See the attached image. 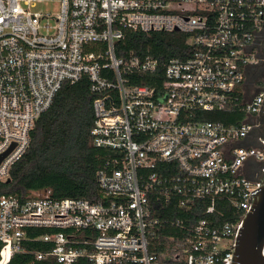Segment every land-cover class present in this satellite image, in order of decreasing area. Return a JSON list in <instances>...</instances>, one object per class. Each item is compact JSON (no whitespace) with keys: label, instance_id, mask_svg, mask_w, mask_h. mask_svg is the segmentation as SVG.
Masks as SVG:
<instances>
[{"label":"built area","instance_id":"1","mask_svg":"<svg viewBox=\"0 0 264 264\" xmlns=\"http://www.w3.org/2000/svg\"><path fill=\"white\" fill-rule=\"evenodd\" d=\"M43 1L0 0V155L13 146L0 179L28 150L63 84L83 77L96 94L93 143L114 155L97 171V200L2 196L0 264L17 252L33 253L27 264H230L264 172V139H249L264 83L253 98L245 85L248 66L264 58L256 47L264 42V0H58L47 12L37 9ZM127 30L180 32L184 46L162 63L117 46ZM197 110L243 117L198 120ZM154 196H178L183 209L206 199L208 216L182 242L154 252ZM218 198L230 219L213 215ZM37 228L46 231L32 237ZM30 240L49 247L30 249Z\"/></svg>","mask_w":264,"mask_h":264},{"label":"trees","instance_id":"2","mask_svg":"<svg viewBox=\"0 0 264 264\" xmlns=\"http://www.w3.org/2000/svg\"><path fill=\"white\" fill-rule=\"evenodd\" d=\"M126 50H142L152 54L164 63L169 57L179 55L184 46L183 36L157 32L151 35L140 31H126L124 39L117 42ZM118 53L121 54L120 48ZM164 67L157 72L163 77ZM148 77V75L146 76ZM150 83V80H140ZM96 94L90 89L87 77L75 83L65 82L56 94L51 106L38 118L31 132L28 150L10 169V180L0 179V198L4 195L28 197L35 192H47L54 198L76 197L92 201L99 198L97 171L106 166L114 151L98 147L93 143L91 130L94 124L93 101ZM195 119L237 123L243 113L240 110L195 111ZM162 199V200H161ZM154 196L151 207L160 223L155 227L156 236L151 238V250L162 252L173 242H182L191 235L195 225L207 217L210 202L197 199L193 207L183 209L178 196L169 202ZM213 215L220 220L231 218L232 210L223 198L217 199ZM44 228L30 229V235H41ZM30 249H47L49 244L41 240L26 242ZM33 253L17 252L9 264H27L33 261ZM36 264H45L37 262Z\"/></svg>","mask_w":264,"mask_h":264},{"label":"water","instance_id":"3","mask_svg":"<svg viewBox=\"0 0 264 264\" xmlns=\"http://www.w3.org/2000/svg\"><path fill=\"white\" fill-rule=\"evenodd\" d=\"M262 55L264 56V42L262 44ZM261 117L262 138L264 139V105ZM12 148L13 146L0 155V163ZM258 178L261 184L260 187L251 192L255 199L252 208L246 213L242 221L234 256L230 264H264V172ZM7 180L9 181L10 178Z\"/></svg>","mask_w":264,"mask_h":264},{"label":"flooded vegetation","instance_id":"4","mask_svg":"<svg viewBox=\"0 0 264 264\" xmlns=\"http://www.w3.org/2000/svg\"><path fill=\"white\" fill-rule=\"evenodd\" d=\"M262 44L263 42L260 41L256 45L260 57H262ZM263 83H264V58H261L257 60V62L252 63L248 66L246 79H245V85H246L248 97L253 98L257 94ZM261 124H262V117L260 123L254 126L250 132L249 139L251 141H256L258 140V138H262L263 130L261 128ZM247 165L252 168L256 167L255 160L253 158L249 159Z\"/></svg>","mask_w":264,"mask_h":264},{"label":"rangeland","instance_id":"5","mask_svg":"<svg viewBox=\"0 0 264 264\" xmlns=\"http://www.w3.org/2000/svg\"><path fill=\"white\" fill-rule=\"evenodd\" d=\"M58 4H59L58 0H44L43 2H39L38 3L37 9L45 11V12H47V11H55V10L58 9ZM181 34L182 33H180V32L169 33L170 37H172V36H176V37L182 36L183 34L182 35Z\"/></svg>","mask_w":264,"mask_h":264}]
</instances>
